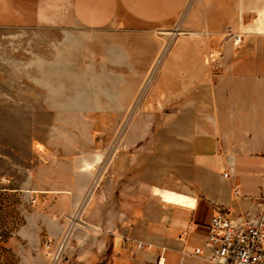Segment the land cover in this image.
<instances>
[{
  "label": "crops",
  "instance_id": "obj_1",
  "mask_svg": "<svg viewBox=\"0 0 264 264\" xmlns=\"http://www.w3.org/2000/svg\"><path fill=\"white\" fill-rule=\"evenodd\" d=\"M191 1L0 0V28L58 37L65 80L51 90L68 93L52 105L66 110L62 122L79 108L97 109L98 123L128 125L110 156L94 155L106 164L62 264H212L215 212L233 224L260 214L264 0H202L177 35ZM233 34L244 36L236 49ZM64 155L66 179L38 190L43 212L59 202L77 209L97 165L90 151Z\"/></svg>",
  "mask_w": 264,
  "mask_h": 264
},
{
  "label": "rangeland",
  "instance_id": "obj_2",
  "mask_svg": "<svg viewBox=\"0 0 264 264\" xmlns=\"http://www.w3.org/2000/svg\"><path fill=\"white\" fill-rule=\"evenodd\" d=\"M197 4L202 0L191 1L174 22L173 33H182L180 26ZM198 8L202 16L203 6ZM58 40L48 32L0 28V264H62L70 232L82 223L83 209L106 164L94 155L103 149L110 156L128 126L98 123L97 109H69L74 122H62L66 110L52 105L68 93L51 90L65 80L58 65ZM148 77L140 85V97L153 81V75L151 82ZM83 115L91 122H77ZM68 150L90 151L97 163L91 181L77 209L59 202L43 212L38 190L52 177L66 179L63 163ZM62 243L64 249L54 259L53 252Z\"/></svg>",
  "mask_w": 264,
  "mask_h": 264
},
{
  "label": "built area",
  "instance_id": "obj_3",
  "mask_svg": "<svg viewBox=\"0 0 264 264\" xmlns=\"http://www.w3.org/2000/svg\"><path fill=\"white\" fill-rule=\"evenodd\" d=\"M233 47L236 49L243 44L244 36L230 35ZM153 73L148 77L151 82ZM228 177V174H225ZM191 226L179 235L185 240L191 233ZM207 246L210 249L209 260L212 264H264V200L262 209L254 222L233 224L221 211L217 210L208 225ZM50 243V240L47 241ZM137 247L150 250L153 246L136 241ZM50 246V245H49ZM64 249V243L53 252V258L58 259ZM196 255H202V249H196ZM163 262V258H160Z\"/></svg>",
  "mask_w": 264,
  "mask_h": 264
}]
</instances>
